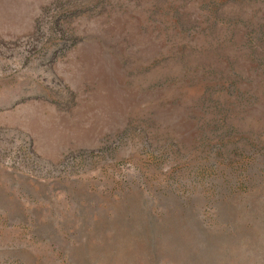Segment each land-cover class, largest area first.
<instances>
[{"label":"rangeland","instance_id":"obj_1","mask_svg":"<svg viewBox=\"0 0 264 264\" xmlns=\"http://www.w3.org/2000/svg\"><path fill=\"white\" fill-rule=\"evenodd\" d=\"M0 264H264V0H0Z\"/></svg>","mask_w":264,"mask_h":264}]
</instances>
